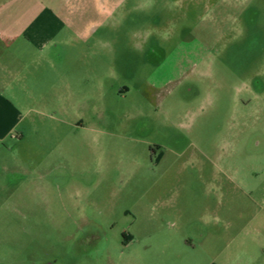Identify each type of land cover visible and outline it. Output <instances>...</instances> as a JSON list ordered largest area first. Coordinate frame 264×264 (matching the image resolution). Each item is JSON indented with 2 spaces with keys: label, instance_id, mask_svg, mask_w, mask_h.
Returning a JSON list of instances; mask_svg holds the SVG:
<instances>
[{
  "label": "rangeland",
  "instance_id": "obj_1",
  "mask_svg": "<svg viewBox=\"0 0 264 264\" xmlns=\"http://www.w3.org/2000/svg\"><path fill=\"white\" fill-rule=\"evenodd\" d=\"M48 1L102 97L0 143V264H264V0Z\"/></svg>",
  "mask_w": 264,
  "mask_h": 264
},
{
  "label": "crops",
  "instance_id": "obj_2",
  "mask_svg": "<svg viewBox=\"0 0 264 264\" xmlns=\"http://www.w3.org/2000/svg\"><path fill=\"white\" fill-rule=\"evenodd\" d=\"M62 12L48 0L0 3V143L9 136L19 144L25 141L23 120L28 114L46 118L51 126L47 130L63 143L71 127L86 129L85 119L90 116L81 110L82 104L99 102L102 97L101 79L96 83L87 75L88 71L95 77V65L83 62L87 53L101 54L79 43L92 33L74 30L71 18ZM107 52L117 67L116 49L110 46ZM71 102L79 104L75 122L71 121Z\"/></svg>",
  "mask_w": 264,
  "mask_h": 264
},
{
  "label": "flooded vegetation",
  "instance_id": "obj_3",
  "mask_svg": "<svg viewBox=\"0 0 264 264\" xmlns=\"http://www.w3.org/2000/svg\"><path fill=\"white\" fill-rule=\"evenodd\" d=\"M117 7H119V5L116 6V8ZM148 153L149 161L155 163L156 165H158L164 158V150L158 144H150L148 146Z\"/></svg>",
  "mask_w": 264,
  "mask_h": 264
}]
</instances>
